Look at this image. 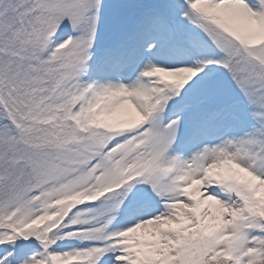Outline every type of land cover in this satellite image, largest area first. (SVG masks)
I'll return each instance as SVG.
<instances>
[{
  "label": "snow or ice",
  "instance_id": "snow-or-ice-1",
  "mask_svg": "<svg viewBox=\"0 0 264 264\" xmlns=\"http://www.w3.org/2000/svg\"><path fill=\"white\" fill-rule=\"evenodd\" d=\"M0 264H264V0H0Z\"/></svg>",
  "mask_w": 264,
  "mask_h": 264
}]
</instances>
